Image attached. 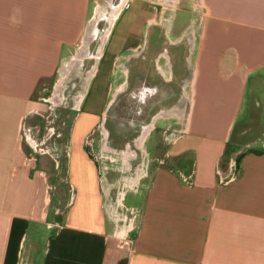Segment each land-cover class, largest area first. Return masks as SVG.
I'll list each match as a JSON object with an SVG mask.
<instances>
[{"label": "crops", "instance_id": "1", "mask_svg": "<svg viewBox=\"0 0 264 264\" xmlns=\"http://www.w3.org/2000/svg\"><path fill=\"white\" fill-rule=\"evenodd\" d=\"M198 1L200 22L190 39L197 59H187L189 75L181 83L186 100L157 110L180 106L185 128L163 155L151 157L144 140L135 187L121 195L123 205L129 196L125 206L137 210L122 243L121 225L106 204L113 184L101 175L108 170L100 156L107 144L96 132L113 104L108 95L130 89L121 58L133 59L131 79L141 97L156 94L140 77L144 52L156 51L142 32L160 27L178 44L171 15L185 0H119L92 73L100 74L96 84L106 93L93 101L83 94L64 141L61 125L46 129L47 137L65 143L64 177L39 168L49 160L59 165L56 146L54 154L35 139L39 125L31 119L43 113L33 95L70 60L98 1L0 0V264H264V0ZM152 59L164 80L173 77L166 49ZM115 67L117 86L110 79ZM158 96L148 100L150 108L163 99ZM191 167L187 185L180 174Z\"/></svg>", "mask_w": 264, "mask_h": 264}, {"label": "rangeland", "instance_id": "2", "mask_svg": "<svg viewBox=\"0 0 264 264\" xmlns=\"http://www.w3.org/2000/svg\"><path fill=\"white\" fill-rule=\"evenodd\" d=\"M97 1L99 5L92 18L87 23L86 32L81 41H79L76 49L73 51L70 60L62 65L60 73H58L54 79L47 80L45 83L37 85L33 95V98L39 102L40 112L43 113L42 115L36 114L34 116L35 118L31 119L32 122L39 125V134L34 133L36 137L35 139H38L37 141L39 142H43L41 144L42 147H48L50 145L52 147V152L53 146H56L57 153H53L55 154L59 165V167L55 169L53 162L49 160L44 165L40 164L39 168L45 173H51L52 175L58 171L59 177H64L65 172L64 157L66 151L65 143L63 141L65 140L66 126H69L73 120L75 122L77 119V115L79 114L78 106L82 98L81 96L85 93V96L88 95V99L93 101L97 93H99L100 97L101 90L103 93H106V87L104 85H101V83L96 84L99 79L98 77H101L100 74L98 72L94 74L91 73L94 72L97 54L101 49L102 41L105 39L111 26L110 19L115 16V11L119 6L121 8L122 5H120L121 2H119V0ZM110 1L113 2L111 3V6H113L112 8L110 6ZM157 7H159V10L162 9L159 5H157ZM201 8L202 5L198 0H185V2L178 6L176 12L175 9L172 10L171 18L173 26L171 38L175 39L179 36L180 41L178 44L169 43L165 31L160 27L155 34L152 33L154 30L153 27H146L147 29L142 32L143 42L145 43L147 41L149 44H153V48H156V51L147 49L144 52L146 58L143 60L145 62H142V64L145 63V68H142V71L146 73V76L140 74V77L146 81V85L152 86V90L156 92V94L150 96V93L143 92L141 97V92L138 91L132 83L134 79H131L136 72L134 67L135 64L132 61L133 59L131 58L132 60L128 62L125 61L124 58H121L119 61L121 64L120 68L123 64L128 65L127 68L122 67L121 69H129L126 79L129 80L128 83L130 84V89L127 90L125 96L122 95L123 92L121 94L116 92L118 95L116 94L117 98H115L114 90L108 95L107 98L111 95L108 106L113 102L108 112L111 115V118H109V121H106L107 115L104 116V120L101 119L99 122V131L96 132L97 140L101 139L100 144H107V150L102 152L100 156L104 159L105 164L108 166V170H104L103 173L101 172V175L104 179L107 177L108 181L113 184L106 204L108 207L109 205L112 206L109 207L110 217L112 220L116 219L119 221V225L123 224L119 219L123 218L124 215L121 198L122 191L126 189L127 185L133 183L135 180V172L142 168V165L138 163L143 160V156L145 155L143 148L144 141L140 145L139 141L136 140H138L137 138L140 136L144 127L153 124L152 128L148 131L149 134L147 133L145 136V139L147 138L145 141L146 149L151 157L155 156V154L163 155L170 143L175 140L177 136L181 135L185 128L187 112L182 115L183 110L180 106H174V109H166L168 111H160L166 113L165 115L160 114L157 110L160 107L168 106L171 103L181 104V102H183L181 100V97H183V89L181 87L182 78L189 75L188 69L190 67L187 66L188 60L190 59L191 63L194 64L197 59V43L195 46L191 45L192 41L190 39H193V30L195 34L197 33ZM118 11L116 13H118ZM174 12L176 13L175 15ZM178 14L180 15V18H177ZM182 14L188 18L182 19L184 17ZM173 34H175V36H173ZM163 49H166L169 55L172 56L173 77L168 79V81L164 80L160 74L157 73L152 59L157 51ZM120 68L115 67L116 73L110 78L113 81V85H116L119 81L117 75L120 72ZM164 70L165 68H163V71ZM126 83L125 88L127 86ZM123 88L124 86H120L118 91ZM187 90L191 95L192 84L187 86ZM158 95L162 96L163 99L154 103L152 108H150L148 100H150V98L158 99ZM141 98L143 99L140 103ZM183 100H186L185 97H183ZM84 108L85 104L82 106V112L85 111ZM179 109L181 112H179ZM77 111L78 114L76 115ZM125 118L126 120L133 119L136 123H142L140 129L136 131L134 128H129L128 122L124 124V126L121 124V127L118 126V123H121V120L123 122ZM76 123L82 125L85 123V120H83L82 117L81 119L79 117ZM53 125H61V140L63 139V143L59 141L60 136L57 138L59 140L55 139V141L52 138L47 137L48 130L46 129L48 126ZM107 132L109 138L106 136ZM186 162L191 163L190 156L186 157ZM190 170H192V167L186 173L190 172ZM50 184L57 185L56 179H52ZM53 191L55 190L53 189ZM132 201L133 199H130L128 196V199L126 202L124 201V203L125 205H128L127 202L132 203ZM113 208L114 210L117 208V213H114Z\"/></svg>", "mask_w": 264, "mask_h": 264}, {"label": "built area", "instance_id": "3", "mask_svg": "<svg viewBox=\"0 0 264 264\" xmlns=\"http://www.w3.org/2000/svg\"><path fill=\"white\" fill-rule=\"evenodd\" d=\"M233 164L231 163V166ZM181 180L187 184V185H192L193 184V177H194V172L191 170L188 173H181ZM134 185L129 184L127 185L126 189L122 191L123 193L127 190H132L134 189ZM122 193V194H123ZM122 207L124 209V215L123 218H120V221H122L121 227L118 229L117 237L122 243H127L129 241V231L133 228L134 226V221L137 215V210L133 207L130 206H125L122 204ZM119 222V221H117Z\"/></svg>", "mask_w": 264, "mask_h": 264}, {"label": "bare ground", "instance_id": "4", "mask_svg": "<svg viewBox=\"0 0 264 264\" xmlns=\"http://www.w3.org/2000/svg\"><path fill=\"white\" fill-rule=\"evenodd\" d=\"M119 8V7H118ZM118 10V9H117ZM116 10V11H117ZM116 11H115V15H116ZM114 13V12H113ZM115 17V16H114ZM113 17V18H114ZM110 18V17H109ZM113 18H111L110 19V22L113 20ZM191 44H192V42H191ZM98 55H99V51H98V54H97V57H98ZM92 74V73H91ZM81 96V95H80ZM82 97V96H81ZM78 105V104H77ZM174 109V108H173ZM169 110V109H168ZM168 110H166V111H168ZM165 111V112H166ZM174 112V111H173ZM179 112H181L180 111V109H179ZM183 112V111H182ZM160 114H163V115H165L166 113H162V112H159ZM159 114V115H160ZM181 115V114H180ZM152 125L153 124H149V125H146V127H144V129L142 130V132H141V134H140V136L137 138L138 140H136V141H139V144L141 145L142 144V142L144 141V139H145V136H146V134L148 133V131L152 128ZM149 134V133H148ZM137 144V143H136ZM139 145V146H140Z\"/></svg>", "mask_w": 264, "mask_h": 264}, {"label": "flooded vegetation", "instance_id": "5", "mask_svg": "<svg viewBox=\"0 0 264 264\" xmlns=\"http://www.w3.org/2000/svg\"><path fill=\"white\" fill-rule=\"evenodd\" d=\"M126 92H127V90L124 91V92L122 93V95L125 96V94H127ZM125 108H127V107H125ZM119 113H120V112H119ZM122 114H123V112H122ZM109 118H111V115H110V114L107 115V117H106V121H107V120L109 121ZM135 121H136V120H135ZM127 122L129 123V125H128L129 128L132 127L131 125H135V124H137L136 122H134L133 119L126 120V118H125V120H123V122H122V120H121V123H118V124H121V125L124 126V124H126ZM131 123H132V124H131ZM126 128H127V127H126Z\"/></svg>", "mask_w": 264, "mask_h": 264}]
</instances>
